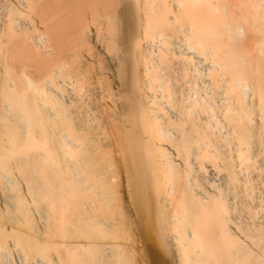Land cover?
I'll return each instance as SVG.
<instances>
[{"label": "bare ground", "instance_id": "6f19581e", "mask_svg": "<svg viewBox=\"0 0 264 264\" xmlns=\"http://www.w3.org/2000/svg\"><path fill=\"white\" fill-rule=\"evenodd\" d=\"M254 148L264 0H0V264H264Z\"/></svg>", "mask_w": 264, "mask_h": 264}, {"label": "rangeland", "instance_id": "374dc122", "mask_svg": "<svg viewBox=\"0 0 264 264\" xmlns=\"http://www.w3.org/2000/svg\"><path fill=\"white\" fill-rule=\"evenodd\" d=\"M205 71H206V70H205ZM205 71H204V73H205ZM207 72H208V71H207ZM207 72H206L205 75H204V78H205L204 80H203V78H200V79H202L203 82H202L201 80H200L201 82H199V78H196V79H198V83H199V85H198V83L196 84V81H193L192 79L190 80V76H191L190 74H189L190 76L187 77V78L185 79V80H187V83L185 84V85H187V86H185L184 89H185L186 87L188 88L189 85L192 86V83H193V85H194L193 87L196 86L195 89L189 87V88L192 89V90L190 89V90H191V96H192V94L195 95V96H192V98H193V97H196V93H197L198 96L200 95L201 97L204 98V97H205V96H204V95H205V92L208 91V90H207V88H208V89H210V90H209V94L206 95V97H205V101H209V100H206V99H209V98H208L209 95L211 96V88H210V87H212V90H213V87H214V90L216 91L214 84H213V86H212V85H211L212 82H210V79L207 78V76H206ZM206 78H207V79H206ZM194 80H195V79H194ZM189 81H190V83H191L192 81H193V82L190 84ZM205 81H206V84H207V83H208V85L210 84V85H209L210 87H209L208 85L205 84ZM208 81H209V82H208ZM188 83H189V84H188ZM202 84H203V85H202ZM204 84H205L206 86H204ZM217 84H218V83H217ZM218 85H219V84H218ZM202 86H203V87H202ZM219 86H220V85H219ZM198 87H199V90H198ZM200 88H201V89H200ZM203 88H205V90H204ZM216 88H218V87L216 86ZM196 89H197L198 92L200 91V92L202 93V95H201L200 92H199V93H200V94H199V93L196 91ZM218 90L220 91V88H219ZM188 91H189V89H187V90L185 89V91L183 90V92H185V93H183V97H184V96L187 97V95H188L187 92H188ZM219 91H218V92H219ZM216 92H217V91H216ZM188 93H189V92H188ZM207 93H208V92H207ZM207 93H206V94H207ZM203 94H204V95H203ZM218 94H219V93H218ZM189 95H190V93H189ZM198 96H197V97H198ZM200 96H199V97H200ZM219 96H220V94H219ZM221 97H222V96H220V98H221ZM186 99H188V101H189L190 98L187 97ZM195 99H196V98H193L192 101H194ZM210 99H211V98H210ZM214 101H215L214 99H213V100L211 99L210 102L213 103ZM165 111H167V110L165 109ZM166 113H167V112H166ZM168 113H170L171 115H173V113H171V112H168ZM204 114L207 115V112L204 113ZM208 114H211V115H210V116L208 115L207 118H209V117L212 118V115H213L214 113L212 114V113L209 112ZM202 116H203V113H202ZM168 119H169V118H168ZM172 119H173V118H171V120H172ZM170 132H171V131H170ZM171 133L174 134V131L171 132ZM175 134H176V133H175ZM254 149H256V151L254 150V152H252V153L254 154L253 157L255 156V157H254V160L256 161V169H252V170H253V171H252L253 174H252V172L249 170L248 172H251V173H249L247 176L250 177L251 180H253V183H254V186H255V190L258 192V193L256 192L257 195L259 194V195L261 196V195H263V193H264V179H263V178H264V154L262 153L263 150L260 149V150H261V152H259V155H260V156H257L258 154H256V153L258 152V150H257L258 148H254ZM260 150H259V151H260ZM263 152H264V151H263ZM261 154L263 155V157H262ZM192 157H193V159L195 160L196 163H195V162H194V163H191V162L194 161V160L192 159ZM256 157H258L257 160H256ZM189 160H190V161H189ZM187 161L189 162V163H187V169H189V165H190V166H192V169H193L194 172H195V175H194V176L192 175V179L194 180V182H193V180H192V182H191V175H190V174L193 173V172H192V171H193L192 169H190V170H192V171H187V169H186V173H184V176H182V178H183V182H184V183L187 181V185L191 186V187L188 186L190 189L193 188V189H192L193 192L198 188L197 185H200V187H201L202 189H204V187H205V188H208V189H206V190H209V191L211 190V192H213V188H214V187H215L214 190L219 189V188L221 187V188H222V189H221L222 192L225 191V190H223V189H226V188H224L225 186L223 185V184H225V183H223V181H224L223 178H222L223 176L220 175V174L222 173V171H221V170H218V169L221 168V167H219L218 169H216L217 165L214 164V163H216V162H214V161L212 162L211 160L209 161L210 163L208 162L209 165H207V166L205 167V169L209 170L210 167H208V166H211V165H213V166H211V168H210V171H209L210 173L207 172V174H206V173H205L206 171H202V169H201L202 166H203V164L199 163L200 161L197 162L194 156H190V157L188 158ZM177 162H178V161H177ZM198 163L201 164L202 166H199ZM211 163H212V164H211ZM192 164H193V165H192ZM210 164H211V165H210ZM216 164H218V163H216ZM180 165H181V168L179 167V169L181 170V172H183V169L185 170V168L182 167V164H180ZM196 165H197V166H196ZM218 165H219V164H218ZM215 166H216V167H215ZM200 167H201V168H200ZM190 168H191V167H190ZM214 168H215V169H214ZM211 169H212V171H211ZM221 169H222V168H221ZM217 170H218V171H217ZM197 171L199 172V174L197 173ZM200 171H201V172H200ZM220 171H221V173H220ZM189 172H190V173H189ZM187 173H188L190 176H186V175H188ZM204 173H205V174H204ZM193 174H194V173H193ZM199 175H200V176H199ZM204 176H205V177H204ZM219 176H220V177H219ZM247 176H246V178H247ZM186 177H190V178L187 179V180H186V179L184 180V178H186ZM194 177H195V179H194ZM210 177H211V178H210ZM212 177H213V178H212ZM258 177H259V178H258ZM205 179H206V181H205ZM214 179H215V181H214ZM248 179H249V178H248ZM196 180H197V181H196ZM210 180H211V181L213 180L212 182H215V184L212 183ZM216 180H217V181H216ZM220 180H221V181H220ZM195 182H196V183H195ZM201 182H202L203 186H202ZM204 183H205V184H204ZM258 183H259V184H258ZM190 184H191V185H190ZM194 184H197V185H196L197 188H196V186H195ZM212 184H213V185H216V186H214V187L211 188V186H213ZM257 184H258V185H257ZM205 185H206V186H205ZM207 185H208V187H207ZM209 185H210V186H209ZM222 186H224V187H222ZM188 187H187V188H188ZM189 188H188V189H189ZM201 188H200V189H201ZM210 188H211V189H210ZM257 188H258V189H257ZM194 189H195V190H194ZM200 189H199V190H200ZM199 190L197 189L196 191H199ZM206 190H205V192H207ZM219 190H220V189H219ZM219 190H218V192H217V191H216V192L219 193V192H220ZM189 191H190V190H189ZM196 191H195V194H196V195L194 194V195H195V198H196V196L200 193V192H199V193L197 194ZM200 191H201V190H200ZM202 191H203V190H202ZM202 191H201V193H200L201 195H203ZM190 192H191V191H190ZM193 192H192V195H193ZM203 192H204V191H203ZM205 192H204V193H205ZM222 192H221V193H222ZM179 193H183V192H179ZM217 193H215V194H217ZM221 193H220V194H221ZM175 195H176V194H175ZM194 195H193V196H194ZM229 195L231 196V193H230ZM229 195H227V196H229ZM180 196H181V194H180ZM180 196H179V194H177V197H175V198H178V197H180ZM198 196H200V195H198ZM215 196H217V195H215ZM230 196H229V197H230ZM232 196H234V195H232ZM232 196H231V197H232ZM229 197H228V198H229ZM231 197H230V199H231ZM197 198H198V197H197ZM261 198H262V197H261ZM198 199H199V198H198ZM232 200H234L233 197H232V199H231V202H232ZM260 200H261V199H260ZM226 202H227V201H226ZM245 203H246V202H245ZM238 206H239V204H238ZM232 207H234V206H232ZM240 208H242L241 205H240ZM240 208L238 207V208H236L235 210H233L234 212H236L235 214H237V212L239 211ZM211 209H212V208H211ZM206 210H207V209H206ZM206 210H205V211L203 210V211L206 213ZM207 213H208V214H209V213L211 214L212 211H211V212L209 211V212H207ZM213 213H214V212H213ZM241 213H242L243 215H241ZM203 214H204V213H202L201 215H203ZM210 214H209V216H211ZM214 214H216V213H214ZM235 214H234L233 216L237 217V215L240 214L241 217L243 218V219H242V218H239V219H240V224H241V225H245V224L247 225V223L250 221V220L248 219V218H249V217H248L249 215H247V211H245V213L239 211V213H238L237 215H235ZM245 214H246L247 216H246ZM198 215H199V214H198ZM201 215H199L198 217H200ZM206 215H207V214H206ZM240 215H239V216H240ZM259 215H261V214H258V217H259V218L261 217V218H260V220H259L258 217H257L258 224H261V225L263 226V225H264V224H263V223H264V221H263L264 219L262 220V218H263L264 216H263V215L259 216ZM213 216L215 217V215H213ZM239 216H238V217H239ZM262 216H263V217H262ZM238 217L236 218V220L239 221ZM247 217H248V218H247ZM200 218H201V217H200ZM200 218H199V219H200ZM204 218H205V216H204ZM209 218H210V217H209ZM209 218H207V216H206V219H207V220H208ZM211 218H212V219H210V220H212L211 223H210L209 220L206 221V222H207L206 224L204 223V224L206 225V227H204V225H203L204 228L202 227V224H203V223H201V222H202V219H200V220L198 219V220H199V221H198L199 223H198L197 225L201 224L200 227L203 228L202 230L207 231V233L209 232L211 235H214V231H216L217 229H220V227L218 228V226H219L220 224L218 223L219 221L217 220L218 222H216V223H218V224H215V227H216L217 225H218V226H217L216 228L214 227V228L216 229V230H215L213 227H211L212 224L214 225L215 218L213 219L212 216H211ZM245 218H247V220H249V221H247ZM200 221H201V222H200ZM204 221H205V219H204ZM204 221H203V222H204ZM259 221H261V222L263 221V222H262V223H261V222L259 223ZM209 223H210V228H212L211 230L208 228V227H209ZM206 228L209 229L212 233H211L209 230H205ZM197 229H199V228H197ZM213 229H214V231H213ZM200 230H201V229H200ZM220 230H221V229H220ZM220 230H219V231H220ZM198 232H199V231H198ZM201 232H202V233H201V235H202L204 232H203V231H201ZM217 233H218V231L216 232V235H217ZM221 233H222V230L220 231V233H218V234H220V235H218V236L214 235V237H212V241H211V243H210V240L207 239V241H209V243H210V246H209V247H213L212 249H214V247L216 248L215 251H214V255H215V252H216V255H217V256L219 255L218 257H220V258H218V260L216 259L218 262H219L220 259H222V261H223V258H222V257H224V256H223V253H221V250L224 251V250L227 249V247H225L226 249H225V248L223 249V246H225L224 244L226 243V241H225L224 239H226V238L223 239V238L221 237ZM204 234H206V233H204ZM204 234H203V235H204ZM203 235H202V236H203ZM211 235H210V239H211ZM206 236H207V235H206ZM208 236H209V235H208ZM215 236L217 237L216 239H217L218 241H221L222 243H221V242L218 243V241L215 239ZM219 236H220V237H219ZM222 236H223V234H222ZM240 238H242V237H240ZM220 239H223V240L225 241V243H224L222 240H220ZM213 240H214V241H213ZM242 240H243V238H242ZM207 241H206V242H207ZM209 243H208V244H209ZM216 243H217L218 245H216ZM219 244H223L222 248H221V246H219ZM213 245H214V246H213ZM218 246H219V247H218ZM226 246H227V244H226ZM223 251H222V252H223ZM217 253H218V254H217ZM221 254H222V257H221ZM225 255H226V251H225ZM217 256H215V258H217ZM227 257L229 258L228 250H227V255L225 256V258H227ZM226 260H227V259H226ZM229 260H230V258H229ZM220 261H221V260H220ZM224 261H225V260H224ZM230 261H231V260H230ZM228 262H229V261H228ZM219 263H220V262H219ZM224 263H225V264H228L227 262H224ZM221 264H223V262H221ZM229 264H231V262H230Z\"/></svg>", "mask_w": 264, "mask_h": 264}]
</instances>
